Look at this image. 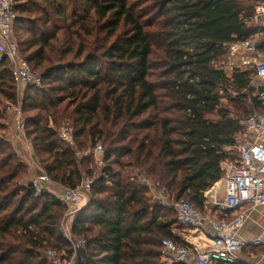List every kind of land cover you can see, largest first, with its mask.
Segmentation results:
<instances>
[{"label":"trees","instance_id":"16d2710c","mask_svg":"<svg viewBox=\"0 0 264 264\" xmlns=\"http://www.w3.org/2000/svg\"><path fill=\"white\" fill-rule=\"evenodd\" d=\"M261 1L17 0L20 52L43 80L27 88L21 111L45 172L75 189L84 180L78 155L104 148L107 164L72 229L86 240L85 264H167L164 240L189 246L175 233L176 207L156 196L178 182L176 202L205 213V194L237 161L243 121L264 113L256 71L228 75L220 65L231 45L261 31L252 20ZM0 94L19 105L5 54ZM9 108L0 111L3 132ZM65 124L74 146L59 138ZM28 171L1 137L0 264H51V248L74 254L60 231L67 207L49 189L37 193Z\"/></svg>","mask_w":264,"mask_h":264},{"label":"built area","instance_id":"2783aa9c","mask_svg":"<svg viewBox=\"0 0 264 264\" xmlns=\"http://www.w3.org/2000/svg\"><path fill=\"white\" fill-rule=\"evenodd\" d=\"M17 0H0V54H5L15 68L19 97L21 90L33 86H42V77L34 73L23 58L14 36L17 20ZM253 20L264 30V0L255 6ZM243 47L247 51L255 52L256 44L252 40L233 44L229 49V58H232ZM256 77L264 79V59L255 61ZM264 103V96H262ZM16 113L17 133L16 138L23 143L25 148H33L32 142L27 137L26 122L22 116L21 103L8 109ZM244 132L236 141L235 150L237 161L232 175L225 178V199L221 203H214L219 209L239 210L244 206H264V113H254L243 121ZM59 138L67 145L74 146L73 127L65 124L59 130ZM96 155L104 152L102 145L93 149ZM30 182L37 193L48 189L52 181L45 171L36 174ZM96 178L83 180L75 189L64 188L60 199L67 207L66 216L70 219L84 209L91 200L92 185ZM206 195V194H205ZM166 196L158 194L156 200L164 203ZM207 209V205H206ZM177 220L188 229L202 230L206 223L213 228L211 244L199 243L201 247H179L171 240L163 241L162 256L167 264L181 263L193 257L196 264H237L239 253L246 247V243L237 237V232L246 222L245 212L236 213L231 219H220L213 213H202L189 202L176 203ZM74 254L64 256L54 251H49L47 260L51 264H77L78 253L85 247L86 240L69 238ZM254 244H259L256 241Z\"/></svg>","mask_w":264,"mask_h":264},{"label":"crops","instance_id":"0c3cea01","mask_svg":"<svg viewBox=\"0 0 264 264\" xmlns=\"http://www.w3.org/2000/svg\"><path fill=\"white\" fill-rule=\"evenodd\" d=\"M253 20V18H252ZM255 26L259 25L256 21L253 20ZM256 46H260L264 43V30L261 31L251 39ZM235 43V44H240ZM230 49V48H229ZM264 59V52L260 49H257L255 52L247 51L243 47H240L239 51L236 55L232 58H229V54L226 58L223 59L220 65L224 66V69L228 75L232 74L234 70H241V71H253L255 70V61L256 60H263ZM251 87L255 89L256 96H262L259 93V87H264V79H260L256 76L253 77L251 82ZM27 88L21 90V100L25 95ZM232 94H235L233 91ZM16 113L8 114V125H12V140L19 143V140L14 139V134L17 133V122H16ZM25 148V147H23ZM235 152V148L233 149ZM236 162L228 163L224 167L226 169V176L232 175L234 171ZM225 178L222 179L218 184L212 188V190L206 193L207 198V211L214 214L215 217L220 219H231L236 213L238 212H245L247 215V219L245 224L242 228H240L237 232V237L246 243V247H244L241 252L239 253V261L237 264H264V206H244L239 210H223L219 209L214 203L218 202L221 203L225 199ZM49 191L53 192L55 195L58 191V188L54 184L49 185ZM180 185L177 182L172 189V193L174 192L175 195L179 193ZM64 188L61 187L62 194ZM88 205V204H87ZM207 211H205L207 213ZM74 218L70 219V224L73 225ZM182 225H179V228L175 229V233L179 238H181L185 243H187L191 247H201L199 244L201 241L203 243L211 244L214 232L213 228L206 223L202 230L197 229H184L181 228ZM71 228V235H73ZM78 236V235H75ZM79 238H82L78 236ZM256 241H259V244H254ZM176 264H196L195 259L193 257L188 258L186 261ZM215 264H224L222 262L215 263Z\"/></svg>","mask_w":264,"mask_h":264},{"label":"rangeland","instance_id":"374dc122","mask_svg":"<svg viewBox=\"0 0 264 264\" xmlns=\"http://www.w3.org/2000/svg\"><path fill=\"white\" fill-rule=\"evenodd\" d=\"M14 36H15V39H16L17 44H18L19 41H18L17 36H16L15 28H14ZM18 47H19V45H18ZM20 49H21V47L19 48V50ZM22 56L24 57V55H22ZM10 63H11V66H12V70L14 72L15 71V68L12 65L11 60H10ZM16 85H17V82H16ZM17 93H18V87H17ZM18 95H19V93H18ZM20 98L21 97H19L18 100L21 103L22 100ZM7 102L8 101L0 94V111L1 110H4L7 107L9 108V104H7ZM12 107H16V106H12ZM12 107H10V108H12ZM12 113L13 112H9V111H7V113H6V117H5L6 121H5V124L7 125V131L6 132L0 131V138L3 137L4 139H6L9 142H11V144L14 147V149L18 152V155L20 156V158L22 159V161H24L26 164L29 165L28 180H29V182H31L35 178V176H37L36 175L37 173H39L41 171H45V170H44L42 164L40 163V159H39L40 157H37L36 154H35L34 146L31 149L23 148L24 147L23 146V143H21L19 141L20 142V144H19V143H17V142H15V141L12 140V130H13V128H12V125L9 126L8 123H7V121H8V114H11L12 115ZM14 139L15 140H18L16 138V135L15 134H14ZM103 155H104V152L101 153L100 155H96L94 153V151L91 150V149H88V151L86 153H81V154L78 155L77 158H78L79 163H81V161L83 162V163L79 164V168H80V170H81V172L83 174L84 180H92L94 178H98L99 176H101V174H102L101 171H102V169L107 164L103 160ZM89 171H92L93 172V175H91V176L88 175V174H90ZM54 185L56 186V188H58V191L56 192V194H57L56 196L60 197L61 186H59L58 184H54ZM166 198L167 199L164 201V203L167 206L173 207L175 209L176 203H177L176 202L177 201V195H175L174 192L172 193V190H171L166 195ZM69 220H70V218H68L66 216V219L61 221V226H60L61 234L66 239H69V238H71L73 240L79 239L78 236L71 235L70 231H71V228L73 227V225L70 224V221ZM181 227L183 228V230L184 229H188L184 225H182ZM49 251H54L57 254H61V255H64V256L67 255V253L65 251H58V250L53 249V248L49 249L48 252ZM48 252H47V254H48Z\"/></svg>","mask_w":264,"mask_h":264},{"label":"water","instance_id":"95a60500","mask_svg":"<svg viewBox=\"0 0 264 264\" xmlns=\"http://www.w3.org/2000/svg\"><path fill=\"white\" fill-rule=\"evenodd\" d=\"M258 90H259L260 95L264 96V87H259ZM77 264H85V262L81 258L78 257V263Z\"/></svg>","mask_w":264,"mask_h":264}]
</instances>
